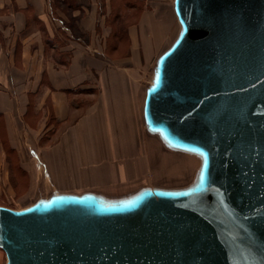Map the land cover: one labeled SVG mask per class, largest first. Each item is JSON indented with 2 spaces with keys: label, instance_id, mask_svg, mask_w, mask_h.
I'll return each mask as SVG.
<instances>
[{
  "label": "water",
  "instance_id": "obj_1",
  "mask_svg": "<svg viewBox=\"0 0 264 264\" xmlns=\"http://www.w3.org/2000/svg\"><path fill=\"white\" fill-rule=\"evenodd\" d=\"M144 125L193 180L0 205L5 264H264V0H174Z\"/></svg>",
  "mask_w": 264,
  "mask_h": 264
},
{
  "label": "crops",
  "instance_id": "obj_2",
  "mask_svg": "<svg viewBox=\"0 0 264 264\" xmlns=\"http://www.w3.org/2000/svg\"><path fill=\"white\" fill-rule=\"evenodd\" d=\"M169 1L0 0V197L44 173L59 191L140 186V80L175 34Z\"/></svg>",
  "mask_w": 264,
  "mask_h": 264
},
{
  "label": "rangeland",
  "instance_id": "obj_3",
  "mask_svg": "<svg viewBox=\"0 0 264 264\" xmlns=\"http://www.w3.org/2000/svg\"><path fill=\"white\" fill-rule=\"evenodd\" d=\"M169 8L170 11H172L171 0L169 1ZM173 19L175 22L174 32L176 33L179 28L178 27L179 21L174 14H173ZM155 63H156L155 55H153L151 57V60L145 65V70L142 73V77L140 80L141 91L151 81ZM137 108H138V102L136 103V109ZM141 131L142 133H148L143 122L141 123ZM155 143L156 144L152 146L153 147L152 150H149V154H147L148 160L146 163L148 164V166L145 167L146 163L142 161L141 173L138 179V182L141 183L140 185L149 184V185H160L166 187H177V186H185L189 184L193 180L195 174L192 166L190 165V167H188L187 165H185V161H182L181 159H179V157H171L167 155V152H165L161 148V146L157 144V142ZM25 183L26 182H22V184L20 183V186L18 188L19 192L15 197L2 195L0 197V203H6L7 205H9L8 207L10 208L21 209L33 203L38 198L41 197L47 198L55 190L52 188V185L48 177L45 176V173L42 179L35 183L34 189L30 192V195H26V196L23 195L26 186ZM69 185L70 184L68 183L63 184V186L65 187H68ZM138 186H132V187L130 186L131 188L122 189V190L120 189L116 193L128 192L130 190L135 189ZM110 194H114V193H110ZM2 251L6 257L5 251L4 250Z\"/></svg>",
  "mask_w": 264,
  "mask_h": 264
},
{
  "label": "bare ground",
  "instance_id": "obj_4",
  "mask_svg": "<svg viewBox=\"0 0 264 264\" xmlns=\"http://www.w3.org/2000/svg\"><path fill=\"white\" fill-rule=\"evenodd\" d=\"M173 1V4H172V7H173V11H174V0ZM175 14V13H174ZM176 17V15H175ZM177 18V17H176ZM178 30L177 32L175 33V35L172 37V39L168 42L167 46L161 50L160 52H158L155 56V62L157 61L158 57L173 43V41L175 40V38L177 37L178 35V32L180 30V24L178 23ZM152 77H153V73H152ZM152 79V78H151ZM147 86H145L144 88V92L142 94V104H141V119H142V122L144 124V114H143V108H144V101H145V97H146V89H147ZM149 138L153 141V142H157V144H159V146H161V148L167 152V155L171 156V157H179V159H181L182 161H185V165H187L188 167H190V165L192 166V168L194 169V173L197 171L199 165H200V160H197L196 157L194 156H191V155H186V154H183V153H174V152H171L169 150H167L164 146L161 145V143L159 142V140L155 137V136H152V135H149ZM156 144V143H154ZM187 168V167H186ZM166 188H170V187H166ZM6 263V260L4 261V264Z\"/></svg>",
  "mask_w": 264,
  "mask_h": 264
}]
</instances>
